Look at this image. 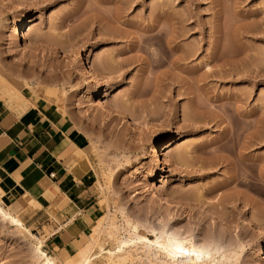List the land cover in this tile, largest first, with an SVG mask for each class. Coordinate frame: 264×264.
Listing matches in <instances>:
<instances>
[{
    "label": "rangeland",
    "instance_id": "rangeland-1",
    "mask_svg": "<svg viewBox=\"0 0 264 264\" xmlns=\"http://www.w3.org/2000/svg\"><path fill=\"white\" fill-rule=\"evenodd\" d=\"M21 1L33 25L19 44L7 18L15 26L24 17L0 0V75L15 89L4 95L16 99L23 87L54 88L74 105L103 185L104 211L96 228L105 232L92 249L94 262L107 264L105 251L117 248L121 237L140 246L137 236L166 241L189 234L200 248L218 245L214 264H264V238L246 225L255 219L264 230V174L257 166L264 160V0ZM153 27L164 35L184 32V45L200 50L181 65L171 63L177 52L153 68L145 50H131ZM233 32L241 37L235 46ZM114 53L130 62L111 64ZM80 54L108 83L105 109L96 96L99 84L82 73ZM221 57L235 65L227 59L223 66ZM193 105L211 114L200 117ZM170 130L174 140L162 144L159 163L152 146ZM210 157H218L214 170L207 164ZM227 195L232 203L222 204ZM18 203L26 205L19 212ZM0 207L24 223L17 227L0 213V264H46L35 251L40 239L58 264L69 263L94 232L70 256L49 240L61 226L60 213L68 216L65 209L54 206L47 213L31 199L1 188ZM111 224L118 226L116 240L108 235ZM224 229L229 235L223 238ZM101 247L105 251L100 253ZM138 251L142 259L127 264H151Z\"/></svg>",
    "mask_w": 264,
    "mask_h": 264
},
{
    "label": "crops",
    "instance_id": "crops-1",
    "mask_svg": "<svg viewBox=\"0 0 264 264\" xmlns=\"http://www.w3.org/2000/svg\"><path fill=\"white\" fill-rule=\"evenodd\" d=\"M8 83L10 90L0 86V188L31 199L47 213L54 206L65 209L68 216L60 213L61 226L49 240L75 256L104 211L90 144L79 130L74 105L60 90L23 87L14 99L4 95L15 90Z\"/></svg>",
    "mask_w": 264,
    "mask_h": 264
},
{
    "label": "bare ground",
    "instance_id": "bare-ground-1",
    "mask_svg": "<svg viewBox=\"0 0 264 264\" xmlns=\"http://www.w3.org/2000/svg\"><path fill=\"white\" fill-rule=\"evenodd\" d=\"M119 1L122 4L129 2V0H119ZM3 2L6 5L14 6L15 9L18 12H21V15L24 17L23 21L21 23L15 25V26H13V20L11 18H9V17L7 18V24H10V26L13 27V38H14L15 42H17V43L20 44L26 38V35H25L26 32L32 28V25H33L32 16H31L29 10L22 3L23 1H21V0H3ZM212 2L218 4V0H212ZM163 7H165V5ZM73 14H74V12H73ZM75 14H77V13H75ZM217 14H219V13H217ZM117 15L118 16L115 18V21L116 22L117 21L119 22L121 19L119 17V14H117ZM67 16H69V15H67ZM69 18H70V16H69ZM97 19L98 18H96L95 20H97ZM156 28H158V27L156 26ZM156 28H154L152 30H149L148 31L149 33L148 34L146 33L147 35L146 34L145 35H142L140 39H138V40L135 41V43L133 42V45H132V48H131L132 51H137V52L140 51V50H145V52L148 55V59H149L148 60V64H149V66L151 65L153 68H155V67H159L161 65H164V63H167L168 62V59H170L169 57H171L172 55H175L177 52H179V55L176 56L173 61L171 60V63L173 62L175 65L176 64L177 65H181L182 62H185V60L187 61L188 58L190 59L191 57L195 56L198 53V51L200 50L199 49L200 47H198V48L194 47L195 44L192 47L191 46L188 47L189 45H184V43H183L184 42L183 41L184 40L183 37H185L184 32H179V33L178 32L177 33L175 32L174 34L173 33H171V34L168 33L169 35H167L165 33L166 35H164L163 32H165V31H162V30H157L156 31ZM240 28H241V26H240ZM236 32H238V31H236ZM230 38H231V41L230 42H232V44L235 43V45H236L237 43L239 44V42H241L240 41L241 40V37L237 33H235V32H233L232 37L230 36ZM219 40H220V38H219ZM219 42L220 41H218V43L216 42L217 43L216 46L218 44H220ZM30 44H32V43H30ZM235 45L233 44V46H235ZM151 47H153V48L151 49ZM217 47L219 48V45ZM218 48H216V51L214 50L215 51V54L219 52L220 49L218 50ZM232 52L234 53L233 50H232ZM118 54H120V53H118ZM118 54L114 53V54H112L110 56V63L111 64L117 63L118 66H119V64L121 65V63L123 65L127 61H128V63L130 62L129 60H126V59H124L122 61H119L118 59L120 58L119 57L120 55H118ZM228 56H230V55H228ZM211 58L212 59L214 58L213 60H217V59H215L216 58L215 56L214 57H211ZM78 59H79L80 68H82V70H83L82 73L85 74L88 78H90L91 81H95L96 83L99 84V87H98L99 90L97 91V95L96 96H97V98H98L99 103L101 104V106L104 107V109H105L104 102L108 98V94H109L108 83H105L106 81H104V79H103L104 77H102L100 75V72H99L97 66H92V65L89 66L88 64H86L83 61V57H82L81 54L79 55ZM221 59H222V57H221ZM224 59H226V60H224ZM224 59H222L221 61L224 60L223 61L224 62L223 63L224 64L223 66H226V64L229 63L228 60H227L229 58H225L224 57ZM231 62H232V65H235L233 59H232V61L230 60V63ZM179 67H181V66H179ZM211 68H210V71L211 72H209V73L206 72L208 75L213 74V72H212L213 69L211 70ZM190 73H193V71H191ZM0 86L6 88L8 90H10V85H9L8 81L2 75H0ZM137 92H139V91H137ZM197 105L200 106L199 104H197ZM192 107H193V110L192 111H194L197 115L199 114L198 116H200V117H201V115L204 116L203 114L206 113L205 110H204V113L200 109H199L200 111H198V108L199 107H197L195 105H193ZM110 112L112 114V117L113 118H116V116H117L116 113L114 111H110ZM206 114H208L207 116L209 117V115L211 114V112H210V114L208 112ZM129 119H133L134 122H137L135 120V118H129ZM163 138L155 141V143L152 146V150H151L153 158H155L159 163L161 162V159H160V148H161V146H162L163 143L164 144L165 143H168V144H171L172 143V141L174 140V133L172 132V130H170V131H168V137L165 138V139H163ZM216 148H218V147H216ZM216 148H215V151H218V149L216 150ZM220 149H222L221 146H220ZM179 157H183V156H179ZM217 158H216V160H215L214 157L213 158L210 157V158L207 159L208 160L207 161V164L209 163L208 166L211 168V170L212 169L214 170L216 168V165L215 164H218L219 163V162L216 163ZM241 158L243 159L244 156H242ZM222 159H224V158H222ZM226 159L227 158L225 157V160ZM219 160H220V158L218 159V161ZM246 160H248V159H246ZM262 161H263L262 164H260L261 162H258L257 161L258 165L257 164L256 165L258 167L261 166L260 169H261L262 173L264 174V172H263L264 171V160H262ZM254 163H256V162H254ZM256 165H255V167H256ZM201 168H203V167H201ZM262 173H260V174H262ZM240 177H242V176H240ZM242 178H245V177H242ZM263 178H264V175H263V177L261 179H263ZM233 179L234 180L236 179V176L235 175L234 176H231V178L227 182L228 183H232V181H234ZM1 193L3 194L4 192H1ZM230 195H232V194H230ZM230 195L224 196V197H222L220 199L221 202H222V204L228 205V203L229 204L232 203V196H230ZM253 202H254V200H253ZM0 213L4 216V218L9 219L10 222L13 223L15 226H17V227H20V226L23 227L24 226L23 221L18 216L13 215V214L7 212L2 207H0ZM253 221H255V219H253ZM253 221L248 219L247 224H246L247 227H249V226H251V227L252 226H255V229L257 230V235H259L260 238H264V230L262 228H259L258 225H256L257 222L258 223H260V222L257 220V222L255 221L253 223ZM114 224L113 225L111 224L112 228H109V230L110 229H112V230L109 231V233H108L109 238H112V239L113 238L115 239L117 237V232L115 230H118V228H117L118 226L117 225L115 226ZM100 225H97V227L100 226ZM228 230L230 231L231 229L228 228ZM228 230H226V229L221 230L220 237H223V238L226 237L227 234H228ZM93 231L94 232L91 233V235H90L91 238H89L90 241L87 244V246L84 247V248H82L79 251V255L77 256L76 259H73L72 261H70V259H69L70 262L69 263H66V264H96L94 261H95V258L97 256H95V254L92 253V249H93L94 245L99 242L100 235H101V233L105 232V229H104V227H102V228H96V226H95L93 228ZM138 238L141 239V240L139 239L140 242H141V245L140 246H138V244L136 243V241L133 240L132 238H128V239L126 238L125 239V238H122L121 237L120 239L118 238L119 240L117 239L118 242H119V245H117V248H115V249H109V250L105 251V248L104 247H101L100 248V253L101 252H104V251H105V253H107V256H106V258H107V262L106 263L107 264H127L128 262L133 261L134 259H136V260L137 259H140L141 260L142 257L140 256L139 251H138L140 249H142V252L146 255L149 263H151V264H154V262L156 264H214V262H215V259L213 258V256L217 252L216 251V249H217L216 247L218 245L217 244H213L212 247H210L209 249L200 248V247H198L196 245L195 238L192 235H189V234L186 235V236H181V235H177V234L176 235H172V236L167 237V240L166 241H161V240H158V239L157 240H152V239H149L147 237H142V236H137V239ZM213 239H215V237ZM43 243H44V241L40 239L39 243L36 245V248H35L36 254H40L41 257H44L46 264H58L59 259H58L57 256L49 255V254H47V252L45 250H43ZM263 258H264V251H263L260 259H263ZM63 264H65V263H63Z\"/></svg>",
    "mask_w": 264,
    "mask_h": 264
},
{
    "label": "built area",
    "instance_id": "built-area-1",
    "mask_svg": "<svg viewBox=\"0 0 264 264\" xmlns=\"http://www.w3.org/2000/svg\"><path fill=\"white\" fill-rule=\"evenodd\" d=\"M54 174H52V176H53Z\"/></svg>",
    "mask_w": 264,
    "mask_h": 264
}]
</instances>
